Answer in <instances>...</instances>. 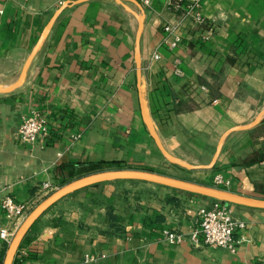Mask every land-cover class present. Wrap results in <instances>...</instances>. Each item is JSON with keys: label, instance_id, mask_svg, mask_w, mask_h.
<instances>
[{"label": "crops", "instance_id": "obj_1", "mask_svg": "<svg viewBox=\"0 0 264 264\" xmlns=\"http://www.w3.org/2000/svg\"><path fill=\"white\" fill-rule=\"evenodd\" d=\"M62 4L0 0V87L17 82L38 44L22 83L0 91V198L32 208L48 194L45 183L53 190L103 168L171 174L143 116L136 12L145 17L144 108L169 153L209 163L226 130L264 109V0H152L143 11L135 0H83L45 34ZM34 110L48 132L25 142L18 126ZM190 171L206 183L224 172L227 188L264 197V116L226 136L214 168ZM214 200L142 180L92 184L46 210L13 264H76L88 253L98 260L87 264H264V208L227 204L247 223L235 233V251L192 238L197 209ZM166 230L186 238L169 243ZM5 249L0 238V259Z\"/></svg>", "mask_w": 264, "mask_h": 264}, {"label": "water", "instance_id": "obj_2", "mask_svg": "<svg viewBox=\"0 0 264 264\" xmlns=\"http://www.w3.org/2000/svg\"><path fill=\"white\" fill-rule=\"evenodd\" d=\"M81 1L83 0H66L56 10L53 16L50 18L48 24L46 25L45 31H44L45 34H47L51 30L59 14L62 12L64 8L74 3L81 2ZM135 2H137L141 10L143 11L142 3L139 0H135ZM136 15L138 17V31L136 35V67H137L138 87L140 89L141 100L143 104V116L149 125L152 136L154 137L159 149L162 151L164 156L170 162L174 164H178L181 167H184L189 170L214 168L219 158V155L221 153L222 146H223L226 136L235 130L248 129L256 125L260 121V119L264 116V109L256 116V118L252 122L243 124V125L234 126L226 130L222 134L218 142L215 154L209 163L194 164V163L186 162L182 159H179L173 156L165 148L164 144L162 143L157 133V130L151 118L149 117L148 113L146 112L144 108V101H143V96H142V83H141L142 82V62H141V55H140V40H141V34H142L143 26H144L145 17H144V14H140L137 12H136ZM37 48H38V44L34 47L32 52L28 56L17 82L13 84V86L11 87H0V91H9L22 83L27 73L29 64L34 54L36 53ZM118 179L142 180V181L166 185V186H170L173 188H178V189L190 191L193 193L209 196V197H212V198H215L223 202H227V203L231 202V203H236V204H241V205H246V206L264 208V197L243 194V193L234 191L229 188L216 186L211 183L197 181V180L185 178V177H179V176H175L172 174L163 173V172H159V171L152 170V169H146V168L116 167V168L101 169L98 171L90 172L82 176L76 177L62 184L61 186L53 189L51 192L46 194L40 201H38V203H36L29 210V212L24 217V219L18 226L17 230L15 231L12 239L7 244V247L5 249V253L3 256V260H2V264H13L14 263L18 249L20 248L22 242L26 238L31 227L46 212V210H48L52 205H54L60 199L74 192L75 190L87 187L89 185L96 184V183L103 182V181L118 180Z\"/></svg>", "mask_w": 264, "mask_h": 264}, {"label": "built area", "instance_id": "obj_3", "mask_svg": "<svg viewBox=\"0 0 264 264\" xmlns=\"http://www.w3.org/2000/svg\"><path fill=\"white\" fill-rule=\"evenodd\" d=\"M142 4L148 5L152 0H139ZM64 3V0H60ZM202 21V20H201ZM177 42H172L175 45ZM158 56V55H156ZM179 71V69H177ZM48 132V122L44 114L39 110H34L31 114L24 116L18 126L17 135L25 142H35L39 137ZM212 184L220 187L229 186L231 180L227 178L224 172H217L212 177ZM44 189L51 192V185L44 184ZM1 207L5 212L7 223L0 226V238L6 246L12 239L18 226L27 215L31 206L27 202H18L12 195L6 194L0 198ZM228 203L215 199L211 206H200L197 209L199 227L192 230V238L198 240L201 238L204 243L213 247H222L235 251L239 241L235 233L246 227L247 223L234 217ZM164 238L169 243H180L185 240L184 233L174 230H166ZM98 258L93 254H86L80 262L76 264H87L96 262Z\"/></svg>", "mask_w": 264, "mask_h": 264}, {"label": "rangeland", "instance_id": "obj_4", "mask_svg": "<svg viewBox=\"0 0 264 264\" xmlns=\"http://www.w3.org/2000/svg\"><path fill=\"white\" fill-rule=\"evenodd\" d=\"M170 163L172 165H170L167 169L165 168L166 169L165 171H167V172H169V173H171L172 175H175V176L185 177V178H190V179H194V180L200 181L199 179L190 176V174H192L191 172H193V171H190V170H188V169H186L184 167H181L178 164H174L172 162H170Z\"/></svg>", "mask_w": 264, "mask_h": 264}, {"label": "trees", "instance_id": "obj_5", "mask_svg": "<svg viewBox=\"0 0 264 264\" xmlns=\"http://www.w3.org/2000/svg\"><path fill=\"white\" fill-rule=\"evenodd\" d=\"M104 169V168H103ZM212 184V183H211ZM227 203V202H226ZM2 260H3V258L2 259H0V264H2Z\"/></svg>", "mask_w": 264, "mask_h": 264}]
</instances>
